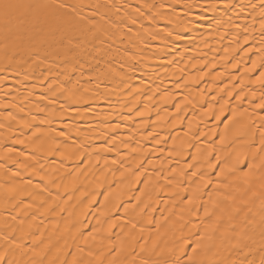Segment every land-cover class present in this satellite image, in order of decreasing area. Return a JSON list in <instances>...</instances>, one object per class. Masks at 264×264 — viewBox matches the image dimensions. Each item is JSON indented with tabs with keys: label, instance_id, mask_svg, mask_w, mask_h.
<instances>
[{
	"label": "bare ground",
	"instance_id": "6f19581e",
	"mask_svg": "<svg viewBox=\"0 0 264 264\" xmlns=\"http://www.w3.org/2000/svg\"><path fill=\"white\" fill-rule=\"evenodd\" d=\"M70 2L100 6L99 53L78 33L75 50L59 35L0 36V253L17 264H260L261 0ZM78 140L88 155L66 159Z\"/></svg>",
	"mask_w": 264,
	"mask_h": 264
},
{
	"label": "snow or ice",
	"instance_id": "6c2138e0",
	"mask_svg": "<svg viewBox=\"0 0 264 264\" xmlns=\"http://www.w3.org/2000/svg\"><path fill=\"white\" fill-rule=\"evenodd\" d=\"M261 5L264 6V0H261ZM99 5H84L82 3H73L70 0H0V36L3 37L5 41L14 40L23 43L25 40L30 41L34 35L46 34L52 37L59 35L61 37V42L64 39L67 40V44L70 46L69 50L79 49L81 47L78 41L73 45V39H76L74 34H80L83 36H89L92 40L98 41V46L96 51L99 53L102 51L103 37L105 32L101 30L100 25L97 22V17L100 16L98 11ZM254 8L255 5H252ZM93 8L96 11L91 14H84L83 9ZM133 24L136 23L135 20L132 21ZM261 29L264 32V21L261 22ZM171 35V32L168 33ZM247 42V41H245ZM261 44L264 45V36H262ZM95 58V57H93ZM135 59V57H130ZM44 61H40L43 63ZM36 63V61H33ZM249 69L248 71H253ZM75 70V65L73 66ZM130 72H134V67H129ZM207 75V73H204ZM260 79L264 81V72L260 74ZM71 80V77L68 78ZM179 87V85H177ZM139 91V89L137 90ZM264 99V97H262ZM264 108V104L260 105ZM43 112V109H39ZM179 111V109H177ZM211 111V109H209ZM146 113H141L145 115ZM66 127H68L66 125ZM60 137H64L71 141L72 138L68 132H61ZM22 143V141H21ZM114 143V141H113ZM62 145H57L59 149ZM70 147L74 149V153L69 154L66 159H72L75 155L77 159L83 160L86 155L85 143L82 141H72ZM100 149H94V151H99ZM107 151H115V148L109 146ZM107 163V161H106ZM115 163V161H113ZM210 183V181H209ZM107 199V197H105ZM150 223V221H149ZM133 228L136 227L135 224L132 225ZM143 231V228L141 229ZM15 244V240L12 241ZM35 243V241H33ZM199 247V245H197ZM196 249H193L195 252ZM7 252L0 253V264H17L14 259H6ZM191 259V257H189ZM70 264H76L75 258L72 259ZM143 264H148L144 261ZM223 264V262H222ZM230 264H255L252 259H244L240 261H231ZM260 264H264V255L261 256Z\"/></svg>",
	"mask_w": 264,
	"mask_h": 264
}]
</instances>
